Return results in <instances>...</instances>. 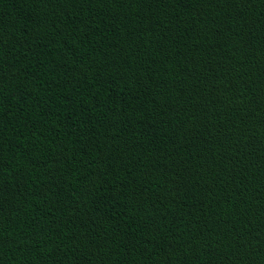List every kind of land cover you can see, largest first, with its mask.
<instances>
[{
	"label": "trees",
	"instance_id": "trees-1",
	"mask_svg": "<svg viewBox=\"0 0 264 264\" xmlns=\"http://www.w3.org/2000/svg\"><path fill=\"white\" fill-rule=\"evenodd\" d=\"M0 264H264V0H0Z\"/></svg>",
	"mask_w": 264,
	"mask_h": 264
}]
</instances>
